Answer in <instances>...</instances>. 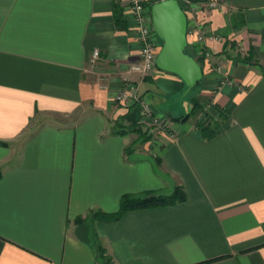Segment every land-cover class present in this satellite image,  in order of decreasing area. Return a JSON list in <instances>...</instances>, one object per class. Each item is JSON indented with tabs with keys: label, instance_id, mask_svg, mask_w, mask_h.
Masks as SVG:
<instances>
[{
	"label": "crops",
	"instance_id": "obj_1",
	"mask_svg": "<svg viewBox=\"0 0 264 264\" xmlns=\"http://www.w3.org/2000/svg\"><path fill=\"white\" fill-rule=\"evenodd\" d=\"M192 1L222 38L201 59L210 139L177 75L129 73L141 43L125 0H0V264H99L98 246L113 264H264V0ZM186 53L198 58L188 39ZM126 79L174 139L142 137L135 109L114 102ZM176 184L184 203L91 217Z\"/></svg>",
	"mask_w": 264,
	"mask_h": 264
},
{
	"label": "built area",
	"instance_id": "obj_2",
	"mask_svg": "<svg viewBox=\"0 0 264 264\" xmlns=\"http://www.w3.org/2000/svg\"><path fill=\"white\" fill-rule=\"evenodd\" d=\"M135 20V33L138 41L141 43L139 54V63L131 64L129 73L137 74L140 78L151 76L156 72V57L157 49L150 41V10L145 8L142 0H125ZM180 9L185 14L187 19L186 38L189 40L190 45L196 48V56L205 62L212 60V54L207 49V43L213 42L219 44L222 38L218 35L212 34L208 31L203 23H201L195 16V6L192 0H176ZM205 2V1H204ZM203 2V3H204ZM202 3V4H203ZM206 8L218 9L219 5L214 3L205 2ZM205 5V4H203ZM98 59V51L94 50L91 55V62L94 64ZM217 71L224 77V73L220 68ZM114 102L124 109L134 108L138 123L143 127L146 136L151 139L157 138L158 135L166 136L169 139H174V135L169 132L170 121H166L164 117H158L153 112L149 101L139 94L138 84L130 82L127 79L122 83L121 88L118 90L114 97Z\"/></svg>",
	"mask_w": 264,
	"mask_h": 264
},
{
	"label": "water",
	"instance_id": "obj_3",
	"mask_svg": "<svg viewBox=\"0 0 264 264\" xmlns=\"http://www.w3.org/2000/svg\"><path fill=\"white\" fill-rule=\"evenodd\" d=\"M152 28L163 45L157 54L156 68L177 75L186 85V93L202 83V70L186 53L187 19L176 0H161L150 7ZM113 264V263H107Z\"/></svg>",
	"mask_w": 264,
	"mask_h": 264
},
{
	"label": "trees",
	"instance_id": "obj_4",
	"mask_svg": "<svg viewBox=\"0 0 264 264\" xmlns=\"http://www.w3.org/2000/svg\"><path fill=\"white\" fill-rule=\"evenodd\" d=\"M232 26H236V19L233 17L231 18ZM196 62L201 67L203 64V61L201 58H195ZM202 70V69H201ZM264 74V72H263ZM195 108V106H193ZM221 116V120L224 119L226 116L225 111L219 112ZM187 117H184L181 119V121H185ZM219 127V122L215 123L214 126H211V124L208 125H199L200 131L202 133V136L205 139H210L216 135V131ZM142 137H144L145 140H150V137L146 136V132L143 131ZM140 134V135H141ZM1 176V174H0ZM186 201V194L184 191V187L182 185H174L173 190L169 194H159L157 192H146L141 195H124L121 197L119 201V206L117 211L113 213H104L101 211H96L92 213V219L106 222V223H112L119 221L127 212L130 211H141V210H149V209H155V208H164V207H171L176 206L178 204L184 203ZM97 259L99 264H107L112 263V259L108 256H105V251L101 246H98L97 248Z\"/></svg>",
	"mask_w": 264,
	"mask_h": 264
},
{
	"label": "rangeland",
	"instance_id": "obj_5",
	"mask_svg": "<svg viewBox=\"0 0 264 264\" xmlns=\"http://www.w3.org/2000/svg\"><path fill=\"white\" fill-rule=\"evenodd\" d=\"M143 2H144V0H142ZM205 2H208V3H214V1H211V0H206ZM144 3H146V2H144ZM206 5H204L203 7H205ZM208 9H211V8H208ZM223 51V50H222ZM243 57H241V62H244V60L242 59ZM220 68V70H222L221 69V67H219ZM222 72V71H221ZM220 73V72H219ZM221 77H220V79L221 80H224V77L222 76V75H220ZM202 87H203V85H202V83L199 85V86H196L194 89H192L190 92H188V93H191V95L193 94H195V100H197L200 104H203L204 105V110H203V113L202 114H204L201 118V122H200V124L201 125H208V124H211V126H214V124L215 123H218L216 120H212V118L209 116V115H211L212 116V114H213V109L215 108V106H214V103H212V98H209V97H206V94L204 93V94H202ZM198 96V97H197ZM149 104H150V102H149ZM151 105V104H150ZM152 108V107H151ZM193 109H195V108H193L192 107V109L190 108L189 109V112H191ZM226 117V116H225ZM224 117V118H225ZM166 121H170V118H166ZM105 256H107L106 254H105ZM101 264V263H100Z\"/></svg>",
	"mask_w": 264,
	"mask_h": 264
}]
</instances>
